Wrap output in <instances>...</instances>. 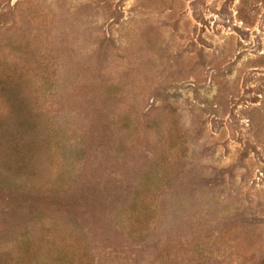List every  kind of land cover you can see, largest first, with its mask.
<instances>
[{"label": "rangeland", "instance_id": "1", "mask_svg": "<svg viewBox=\"0 0 264 264\" xmlns=\"http://www.w3.org/2000/svg\"><path fill=\"white\" fill-rule=\"evenodd\" d=\"M0 264H264V0H0Z\"/></svg>", "mask_w": 264, "mask_h": 264}]
</instances>
